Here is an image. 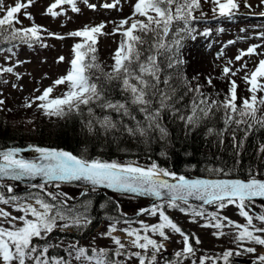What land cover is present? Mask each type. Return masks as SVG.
Masks as SVG:
<instances>
[{
  "label": "snow or ice",
  "instance_id": "obj_1",
  "mask_svg": "<svg viewBox=\"0 0 264 264\" xmlns=\"http://www.w3.org/2000/svg\"><path fill=\"white\" fill-rule=\"evenodd\" d=\"M83 2L87 3V0ZM210 2L213 5L214 15L218 17L231 18L240 6L238 0H210ZM33 3L34 0H25V2L16 0L14 5L7 6L3 0H0V13H2L0 15V40L6 42L18 40L29 47L42 41L41 33L47 30L41 26L33 24L26 28L15 27L20 23L21 11L31 7ZM118 3L119 0H113V3H105L101 6L110 9L116 7ZM260 3L264 5V0H260ZM63 5H69L73 12L80 11L77 7V0H54V3L47 7L45 14L53 18L63 15V12L56 11ZM244 6L251 7L247 0H244ZM88 7L95 9L96 5L89 4ZM200 7L201 0H136L132 15L119 21L111 33L113 35L119 33L122 39L113 55L110 72L103 71L95 55L98 37L108 34L103 31L104 23L95 26L85 25L80 30L68 33L70 37L80 38V42L72 47L73 58L70 61L69 70L25 106L32 107L33 103L40 101L37 108L45 116L62 119L73 113L82 115L85 108L88 115L92 117L91 106L96 105L105 111L117 113L121 119L116 121L110 115H105L102 119H89L84 122L89 135L96 137L103 135L107 138L110 135L127 133L130 137L139 136L147 142L151 138L150 133L158 131L162 139L166 138L167 130L162 127L161 113L170 108L168 102L173 99L170 92L174 93L175 88L170 84L171 74H165L163 78L162 74L165 73V68L177 69L184 63L179 50L184 38L195 39V28L192 24L197 19L194 13ZM24 15L26 19H32L30 13L25 11ZM201 15H203L202 12ZM48 35L56 39H64L63 36L55 33H48ZM202 35H207V33H202ZM42 46L46 47V45ZM258 47L260 45L248 47L246 51H241L235 59L240 61L244 56L264 55V53L256 52ZM220 55H223V52L219 53L217 58ZM63 60L64 57H59L57 62ZM241 67L246 68V65ZM0 71L10 73L13 69L9 67ZM222 71L227 77L230 73L235 76L241 69L232 71L225 66ZM243 79L248 85L247 91L250 95L237 105V84L235 81L230 82L229 96L222 104L226 113H229L225 124L240 125L243 123L249 129L253 125L264 127V111H262L264 110V95L258 96V93H264V59L259 60L254 70L246 72ZM113 83L124 95L123 102L109 98V86ZM161 84L164 85L163 90L159 87ZM208 84L211 85L210 78ZM60 85H65L66 90L60 96L53 97L51 94L54 88ZM189 91H195L202 98L199 104L194 101L192 114L181 117V119L186 121L187 126H195L200 119L210 114L212 107L217 106L218 102L209 101L207 97H204L199 85L195 89L189 88ZM154 98L159 100L158 107H153ZM3 103L4 101L0 100V105ZM134 110L143 114V122L137 120V117L132 114ZM124 117L136 121L135 126L124 123ZM31 150L39 154L36 160L20 158L21 150L18 148L0 151V180L7 178L13 181H24L36 180L39 177L43 183L33 184L30 187L38 188L52 203L38 195L27 198L32 199L35 206L21 202L16 196L5 199L3 195H0V203H12L16 211L23 213L19 217H11V221H18L20 226L16 223H10L9 228L0 226V264H71V260L79 264H123V261L115 260L112 256H123L125 261L135 257L138 264H156L157 256L165 250V245L163 242L152 239L147 233L158 235L160 241H168L170 236L165 230L182 237L183 248L174 253L175 264H180L181 257L194 255L189 235L185 234L165 214L162 205H154L149 209H142L140 214L147 212L152 216L158 215V223L148 225L140 222V229L132 227L120 229L129 237L128 245L140 251L131 253L124 251L126 245L118 237L112 235L117 231L116 224L120 222L115 220L110 222L107 232L103 234L106 238H110L116 246L111 255L110 251L104 248H92L89 255L86 248L71 244L69 245L71 250L68 251L71 260L50 258L46 255L49 249L59 245L47 243V240L57 227L64 231L71 227H86L91 223L86 211L81 212L66 207L65 193H51L46 190L48 185L59 188L62 182L82 181L91 185L92 191L102 187L118 193L151 196L157 200L167 197L168 208H179L181 212L194 217H206L208 222L202 224L201 227L216 229L212 235L217 239L225 235L222 231L224 227H232L236 229L233 242L238 246L247 242L264 247V238L256 235V233H264V227H258L253 223L255 220L264 225V210L259 214H250L252 202L256 199L264 200V180L257 179L252 173H249L246 181L240 179L188 180L184 176H176L158 167L155 163L145 169L138 165L134 166L132 163L108 162L89 158L85 154L74 155L64 150L43 147H33ZM261 151L264 152V148ZM162 177H170L175 183H170ZM7 191L12 193L13 188L9 186ZM190 198L201 201L205 205H215L216 211L206 213L202 208L195 209L189 204ZM180 205H187V208L180 207ZM229 205L238 209V214L246 221L244 225L235 223L220 214ZM0 217L7 219L9 213L0 210ZM125 223L131 222L125 221ZM141 232L145 234L141 235ZM34 240L45 241V244L41 247L35 244ZM195 242L196 244L201 243L198 238ZM243 252L255 253L256 249L247 247L243 248ZM241 254L240 251L233 253L231 250H226L223 253V260L225 264H228L231 256ZM200 264H205V258L200 259ZM253 264H264V255H259Z\"/></svg>",
  "mask_w": 264,
  "mask_h": 264
},
{
  "label": "rangeland",
  "instance_id": "obj_2",
  "mask_svg": "<svg viewBox=\"0 0 264 264\" xmlns=\"http://www.w3.org/2000/svg\"><path fill=\"white\" fill-rule=\"evenodd\" d=\"M202 1L205 5L204 8H202V12H204L203 16H209L211 14L210 11L212 12L209 21L210 24L213 23V36L210 38L202 36L205 37V39L197 38V36H201L197 34L200 32L201 27L198 28L194 33L195 39L185 38V46L182 47L181 53L187 57L185 60L188 65L194 66L196 71L203 74V76L215 77L216 75H221L218 72L225 66L229 67L232 71L241 69L235 76H232L231 73L229 76L233 78L230 81H235V83L239 84L242 90L245 91L248 88V85L243 79L245 73L254 70L259 60L264 59V55L244 56L240 61H237L235 57L239 55L241 51H246L248 47L255 45H260V47L256 49L257 53H264V35H262L264 34V15H261V13H264V5L260 3V0H247V3L251 5L249 8L244 6V0H238L240 6L238 12L235 11L233 18H220L214 15L212 11L213 5L210 0H208V2H205V0ZM3 2L7 6H12L16 0H3ZM21 2H25V0H21ZM135 2L136 0H119L116 7L106 9L101 5L113 3V0H87V3H84L83 0H77V7L80 9L79 12H73L69 5H63L56 9V11L63 12V15L53 18L50 15H46L45 12L47 7L54 3V0H34L31 7L21 11L19 14L20 23L16 24L15 27L26 28L35 24L46 29L47 32H42V41L33 44L32 47L21 43L15 47L10 45L11 47L8 50L0 48V70L9 67L13 69L10 73L5 72L6 74L0 80V100L4 101V103L0 105V114L7 117L9 120L20 121L24 124L30 123L31 121L33 123L47 122L45 119L47 116L42 117L40 114L41 110L37 108V104H39L40 101L33 103L32 107H26L25 105L26 103H31L35 97L40 96L44 89L52 86L53 81L64 76L69 70L70 61L73 58L72 47L75 43L80 42V38L70 37L68 33L80 30L85 25L95 26L104 23L105 28L103 31L108 34L98 37L96 47L99 56H102L103 66L109 69L113 64L112 58L119 46L121 37L119 33L115 35L111 33L119 24V21L132 15ZM209 3H211V8L207 7ZM89 4L96 5L95 9L88 7ZM205 8H208L210 11H203ZM25 11L31 14V20L25 18ZM0 15H2V13H0ZM199 18H201V16ZM194 26L195 24L193 27ZM125 27H127V25ZM48 33H55L59 36H63L64 39H56L53 36H49ZM229 41H232V43H228ZM42 45H46V47ZM221 52H223V55L217 58L218 54ZM59 57H64V60L58 63L57 60ZM229 61H231V63H229ZM242 65H246V68L242 69ZM225 78L228 79V77ZM239 81L244 83L246 87L244 88ZM37 89L39 91H37ZM65 90V85L57 86L54 88L51 95L53 97L60 96ZM258 95L260 94L258 93ZM26 155L32 156L33 154L29 153ZM11 187L13 188L12 193L17 191L15 186ZM7 188L8 187L5 188L6 191ZM0 195H3L5 199H9L12 196L18 197L15 194H2L1 188ZM125 200L126 205L128 203L131 204V206L127 208L129 209L127 215H130V218L121 220L117 223V231L113 232L112 235L118 237L121 242L126 245L125 252L131 253L140 250L134 249L128 245L129 237H127L123 231H120V229L128 227L140 229V222L152 225L158 223L159 219L158 215L152 216L147 212L140 214L142 209H149L154 205L144 204L140 207V205H142L140 201L132 199ZM22 202L34 205L32 199L25 198ZM167 203L168 202L156 205H162L165 214L168 215L185 234L189 235L190 243L194 248V255H189L186 258L181 257L180 264H200V259L202 257L205 258V264H225L223 253L226 250H231L233 253L240 251L242 253L241 255H233V257L248 258L252 259V261L256 260L259 255H264V247L262 246L247 242L238 246L234 243L236 229L224 227L222 231L225 235L217 239L212 235L216 229L201 227L202 224L208 222L206 217H194L191 214L181 212L179 208H168ZM180 207L187 208V205H180ZM193 208L201 209L199 207ZM202 209L206 213L216 211L215 205ZM0 210L9 213L7 219L0 217V226L9 228L10 223H16L17 226H20L18 221H11V217H19L23 215V213L16 211L12 203H0ZM220 214L228 217L235 223L241 225L246 223L238 214V209L233 205L226 207ZM28 218L31 219V217ZM125 221L131 223H125ZM110 222L113 221L104 220L97 229H91L89 232H87L89 224L86 227H71L64 231H61L60 228L57 227L53 233L50 234V240L47 243L53 245L58 244V247H64L65 249H68L69 245L75 244L77 247H84L89 251H91L92 248H104L113 251L116 246L112 243L110 238L103 236V234L107 232ZM253 223L258 227H264V225H261L258 221L254 220ZM165 231L170 236L168 241H160V237L152 233H147V235L152 239H156L158 242H163L165 245V250L157 256L156 264H160L165 260V256H172L169 260V264H175L176 258L174 253L182 250V237L168 230ZM144 234L145 233L141 232V235ZM256 235H260L264 238V233H256ZM196 238H198L201 243L196 244ZM34 243L38 245L40 242L36 243L34 240ZM43 245L44 244H42L41 247ZM247 247L255 248L256 252H243V248ZM88 254L90 255L91 252H88ZM113 257L115 260L123 261V264H138V260L135 257L126 261L123 256ZM51 258L59 259L58 257ZM72 264H79V262L74 261Z\"/></svg>",
  "mask_w": 264,
  "mask_h": 264
},
{
  "label": "trees",
  "instance_id": "obj_3",
  "mask_svg": "<svg viewBox=\"0 0 264 264\" xmlns=\"http://www.w3.org/2000/svg\"><path fill=\"white\" fill-rule=\"evenodd\" d=\"M204 6L201 0V7L194 13L195 16L199 13L201 15ZM194 24L196 21L193 22L192 27ZM16 42L18 40L11 42L0 40V48H6ZM184 46L185 38L182 40V47ZM182 47L179 55L184 63L177 69L165 68V73L162 74V78L165 74H171L170 84L175 88L174 93L170 92L173 96V99L168 102L170 108L161 113L162 127L167 130L166 138L162 139L158 131L150 133L151 138L147 142L139 136L130 137L127 133H118L107 138L103 135L99 137L89 135L84 127L85 121L102 119L105 115H110L116 121L121 119L115 112L105 111L92 105V117L88 115L85 108L82 115L73 113L62 119L46 117L47 122L37 123L31 121L24 124L20 121L9 120L0 114V147H54L69 151L74 155L85 154L89 158L108 162L116 161L121 164L132 163L134 166L138 165L145 169L155 163L158 167L176 176H203L210 173L215 176L227 175L248 179L249 173H252L256 177H264V152L261 151L264 148V127L253 125L249 129L243 123L226 125L225 120L229 113H226L222 104L228 94L221 89L219 83L212 79L209 86L207 81L209 77L203 76L196 71L194 66L188 65L185 60L187 57L181 53ZM95 55L98 58L97 52ZM99 61L104 72L111 71ZM96 74L99 75V73ZM1 76H3V71L0 72V80ZM197 85L200 86L204 97H207L209 101H217L218 104L213 106L210 114L200 119L195 126H187L186 121L181 117L192 114L194 101L199 104L202 98L200 94L189 91V88L195 89ZM159 87L161 90L164 89L163 84ZM108 96L113 101H124V95L115 83L109 86ZM237 97L236 103L239 105L243 99H240V96ZM158 106L159 100L154 98L153 107ZM40 114L42 117L45 116L42 111ZM132 114L137 117V120L144 121L143 114L139 111L134 110ZM123 122L130 126H135L136 123L128 117H124ZM85 149H87L86 152ZM46 190L51 193H65L67 197L65 205L73 210L85 208L91 219L90 229L96 227L102 219H106L109 215L124 218L123 210L131 206L130 203L126 205L124 196L103 190H86L80 196L79 193L77 195L74 193L75 190L80 192L79 189L64 184H60L59 188L48 185ZM130 199L138 200L137 198ZM250 207L253 214H259L264 210V207L255 202H252ZM42 242L45 243V241ZM46 255L62 258L64 257L63 248H50Z\"/></svg>",
  "mask_w": 264,
  "mask_h": 264
},
{
  "label": "water",
  "instance_id": "obj_4",
  "mask_svg": "<svg viewBox=\"0 0 264 264\" xmlns=\"http://www.w3.org/2000/svg\"><path fill=\"white\" fill-rule=\"evenodd\" d=\"M11 148H6V149H0V151H7ZM48 149H55V148H48ZM21 151L20 152H23V151H27L28 148H24V149H20ZM23 150V151H22ZM57 150V149H56ZM39 154L35 155V156H32V157H25V156H20V158H24V159H27V160H36L37 157H38ZM162 179H166L168 180L170 183H175L174 180L172 179H169L167 177H162ZM195 179H204V180H224V179H239V178H209V177H198V178H191V179H188V180H195ZM259 179H262L264 180V178H259ZM240 180H244V179H240ZM0 181H13L11 179H3V180H0ZM246 181V180H244ZM16 182H21V183H26V184H35V183H43V181L38 177L36 180H24V181H16ZM62 183H66V184H70V185H73V186H80V187H84V188H92L91 185L89 184H86L82 181H79V182H62ZM100 189H104V190H107V191H110V192H113V193H118V192H115L111 189H107V188H102V187H98ZM133 195H136V194H133ZM142 197H145V198H149V199H152L154 201H158L156 198L154 197H151V196H142ZM164 199H167V197H165ZM164 199H161V200H164ZM255 201H260V202H263L264 203V200H261V199H256ZM189 202L191 203H194V204H197V205H205L203 204L201 201H197V200H194V199H189ZM235 261L237 262H240V263H247L248 261H245V260H242V259H235Z\"/></svg>",
  "mask_w": 264,
  "mask_h": 264
},
{
  "label": "bare ground",
  "instance_id": "obj_5",
  "mask_svg": "<svg viewBox=\"0 0 264 264\" xmlns=\"http://www.w3.org/2000/svg\"><path fill=\"white\" fill-rule=\"evenodd\" d=\"M13 147H16V146L0 147V149L13 148ZM22 155H23V154L20 152V153H19V156H22ZM35 184H39V183H35ZM34 191H35L37 194H39V195L42 194L38 188H34ZM45 200H48V199L45 198ZM48 202L52 203L51 200H48ZM107 218H109V219H115V216H113V215H109ZM88 252H89V251H88Z\"/></svg>",
  "mask_w": 264,
  "mask_h": 264
}]
</instances>
